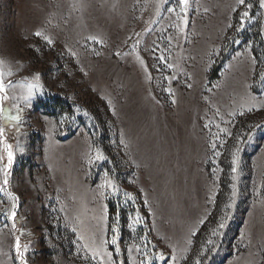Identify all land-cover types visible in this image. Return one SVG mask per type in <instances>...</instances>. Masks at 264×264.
I'll use <instances>...</instances> for the list:
<instances>
[{"label": "rangeland", "instance_id": "obj_1", "mask_svg": "<svg viewBox=\"0 0 264 264\" xmlns=\"http://www.w3.org/2000/svg\"><path fill=\"white\" fill-rule=\"evenodd\" d=\"M0 82L3 264H264L261 0H0Z\"/></svg>", "mask_w": 264, "mask_h": 264}, {"label": "trees", "instance_id": "obj_2", "mask_svg": "<svg viewBox=\"0 0 264 264\" xmlns=\"http://www.w3.org/2000/svg\"><path fill=\"white\" fill-rule=\"evenodd\" d=\"M42 101H43L42 98H38L37 103L34 104L35 107L38 105V103H42L43 108L46 111L54 112L55 111L54 109L56 108L55 105L58 107V105L60 104L61 107L59 105V108H61V111H67V112L71 111L69 104H67L65 102H63L61 104L62 101L60 99L55 100L56 103H59V104H51V105H48L47 103L42 102ZM52 108H53V110H50ZM29 109L30 108L25 109L24 107H20L19 110H12L7 105H4L1 107V110H0V118L5 119V120L18 119L20 116L24 115L25 112H26V114H28ZM230 182H231V180L229 177V173L224 172L221 176L220 186H219L218 192H217L216 197H215L214 209L211 211V213H209L207 215V217L204 219L203 223L200 225V227L197 229V231L194 234L191 254H194L197 251L196 249L199 247L201 242L204 240L206 233H208L210 227L212 226V224H213V222L217 216L219 207L227 199L228 194L230 192ZM118 199H119V196L118 197H111L108 201L109 220L111 222L113 221V219L117 220V223L119 224V226H123V225H125L126 220H125L124 212H123L122 208L120 207V204L118 203ZM134 210H135V206L132 205L131 211L133 212Z\"/></svg>", "mask_w": 264, "mask_h": 264}, {"label": "snow or ice", "instance_id": "obj_3", "mask_svg": "<svg viewBox=\"0 0 264 264\" xmlns=\"http://www.w3.org/2000/svg\"><path fill=\"white\" fill-rule=\"evenodd\" d=\"M187 3H188V0H180V4L181 5H186ZM239 3L241 5H243L245 3V0H239ZM261 6L264 7V0H261ZM249 7H251V6L249 5ZM169 11H173V9H169ZM244 16H247V13H242V17H244ZM35 34L37 36L40 35L39 32H37ZM47 42L48 43H51V41H47ZM160 60H161V63L164 62L163 61V57H160ZM168 67H171V65H168ZM188 87H191V85H188ZM2 90H3V84H2V82H0V91H2ZM262 106H264V105H262ZM249 111H252V109H249ZM0 134H2V133H0ZM217 155H218V153H217ZM99 159H104V158L103 157H99ZM12 161H13V153L11 151H9L8 152V166H10L12 164ZM232 171L235 173L237 171V169L235 167H233L232 168ZM4 183L6 184L7 183V180H5ZM14 215L15 214L13 213V217H14ZM201 223H203V221H201ZM219 227L222 229V228L225 227V225L222 223V224L219 225ZM214 235H215V233H214ZM111 244L112 245H116L117 244V240H116L115 237H113V239L111 241ZM17 248H18V255H19V242L17 244ZM116 251L119 252V249H117ZM160 259L161 260H165V261L167 260V258L166 257H163V256H161Z\"/></svg>", "mask_w": 264, "mask_h": 264}, {"label": "bare ground", "instance_id": "obj_4", "mask_svg": "<svg viewBox=\"0 0 264 264\" xmlns=\"http://www.w3.org/2000/svg\"><path fill=\"white\" fill-rule=\"evenodd\" d=\"M0 264H3V262H2V252H1V249H0Z\"/></svg>", "mask_w": 264, "mask_h": 264}]
</instances>
